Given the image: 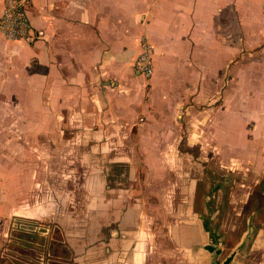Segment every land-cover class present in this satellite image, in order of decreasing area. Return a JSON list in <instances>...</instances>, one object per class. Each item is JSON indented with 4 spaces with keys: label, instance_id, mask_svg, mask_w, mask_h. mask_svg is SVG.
<instances>
[{
    "label": "crops",
    "instance_id": "obj_1",
    "mask_svg": "<svg viewBox=\"0 0 264 264\" xmlns=\"http://www.w3.org/2000/svg\"><path fill=\"white\" fill-rule=\"evenodd\" d=\"M3 10L0 0V18ZM29 15L43 32L35 44L0 32V135L8 132L0 154L9 156L8 173L0 162L1 219L7 214L31 222L61 218L65 162L81 158L82 143L122 144L119 131L137 128L144 158L164 157L155 146L176 137L180 101L171 87L184 86L183 93L200 103L212 78L238 68L242 42L232 34L242 29L252 43L257 31L264 39V0H33ZM144 38L152 47L151 79L134 68ZM255 74L264 85V70L250 75L254 82ZM254 82L250 89L263 97L264 86ZM130 158L122 154L123 161ZM19 196L22 201L13 204ZM129 203L118 223L127 228L111 229L110 238L101 236L89 246L81 234L68 236L78 264H150L147 236L152 237L142 230L143 205ZM130 209L137 216H129Z\"/></svg>",
    "mask_w": 264,
    "mask_h": 264
},
{
    "label": "rangeland",
    "instance_id": "obj_2",
    "mask_svg": "<svg viewBox=\"0 0 264 264\" xmlns=\"http://www.w3.org/2000/svg\"><path fill=\"white\" fill-rule=\"evenodd\" d=\"M247 34L242 29L232 34L242 42L238 68L212 78L200 103L183 93L184 86L171 87L180 101L176 137L155 146L164 157L145 159L137 128H122V144L82 143L81 158L66 159L61 218H0V264H78L68 236L81 234L89 246L101 236L110 238L111 229L127 228L118 223L132 200L143 205L142 230L152 237L147 236L150 264H264V96L256 98L250 89V75L264 70L257 49L264 39L255 31L250 43ZM255 78V86H264L260 74ZM151 87L147 82L146 101ZM122 154L130 160L123 161ZM0 162L8 173V152L0 154ZM129 216L137 214L132 210Z\"/></svg>",
    "mask_w": 264,
    "mask_h": 264
},
{
    "label": "built area",
    "instance_id": "obj_3",
    "mask_svg": "<svg viewBox=\"0 0 264 264\" xmlns=\"http://www.w3.org/2000/svg\"><path fill=\"white\" fill-rule=\"evenodd\" d=\"M33 0H4V10L0 18V32L9 40L35 44L42 37V31L35 27L29 15ZM134 68L137 74L150 78L154 72L152 47L144 38L142 51L136 57Z\"/></svg>",
    "mask_w": 264,
    "mask_h": 264
}]
</instances>
